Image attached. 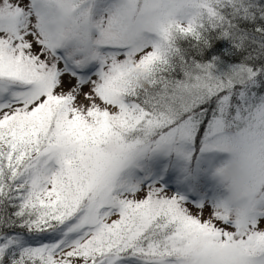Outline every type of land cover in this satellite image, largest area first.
<instances>
[{
    "label": "snow or ice",
    "instance_id": "snow-or-ice-1",
    "mask_svg": "<svg viewBox=\"0 0 264 264\" xmlns=\"http://www.w3.org/2000/svg\"><path fill=\"white\" fill-rule=\"evenodd\" d=\"M0 264H264V0H0Z\"/></svg>",
    "mask_w": 264,
    "mask_h": 264
},
{
    "label": "rangeland",
    "instance_id": "rangeland-1",
    "mask_svg": "<svg viewBox=\"0 0 264 264\" xmlns=\"http://www.w3.org/2000/svg\"><path fill=\"white\" fill-rule=\"evenodd\" d=\"M218 159H219V158H218ZM218 179H219L221 182H225V183H226V182H228L229 177H226V176H220V177H218ZM212 183H213V182L208 181L209 188L206 189V190H209V191H210Z\"/></svg>",
    "mask_w": 264,
    "mask_h": 264
},
{
    "label": "clouds",
    "instance_id": "clouds-1",
    "mask_svg": "<svg viewBox=\"0 0 264 264\" xmlns=\"http://www.w3.org/2000/svg\"><path fill=\"white\" fill-rule=\"evenodd\" d=\"M239 174L238 172V169L236 168H233V169H230L229 172L227 173V176L228 177H235Z\"/></svg>",
    "mask_w": 264,
    "mask_h": 264
}]
</instances>
